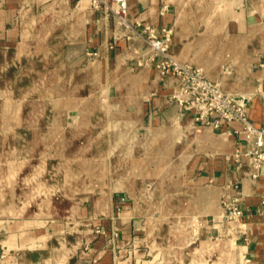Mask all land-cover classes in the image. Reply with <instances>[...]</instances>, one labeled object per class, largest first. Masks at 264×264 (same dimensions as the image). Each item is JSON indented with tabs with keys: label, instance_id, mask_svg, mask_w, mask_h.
Segmentation results:
<instances>
[{
	"label": "rangeland",
	"instance_id": "374dc122",
	"mask_svg": "<svg viewBox=\"0 0 264 264\" xmlns=\"http://www.w3.org/2000/svg\"><path fill=\"white\" fill-rule=\"evenodd\" d=\"M79 1L23 0L0 28V264H254L261 176L204 133L240 141L264 15L241 33L253 0H157L158 27ZM213 160L234 181L203 182Z\"/></svg>",
	"mask_w": 264,
	"mask_h": 264
},
{
	"label": "crops",
	"instance_id": "0c3cea01",
	"mask_svg": "<svg viewBox=\"0 0 264 264\" xmlns=\"http://www.w3.org/2000/svg\"><path fill=\"white\" fill-rule=\"evenodd\" d=\"M87 1L88 0H85L84 9H82L79 13H88L89 8H87ZM22 2L23 0H8L6 5L0 8V28H23L22 20L15 19V22H12L14 17L17 18L18 13L20 18H22V16H24V13L29 12L28 8L23 12ZM128 2L130 4V14L132 18L136 17L135 19H140L143 21L145 20L146 22L157 24L158 27L169 25L172 18L171 13L167 12L164 15H161L157 0H128ZM253 2V4L249 5L246 9L243 10V13H245L244 21L238 23L237 25L233 24L232 29L236 32L245 33L248 30V27H251V24L256 21L257 17L264 15V0H253ZM261 70H264L263 65L262 68L258 71ZM255 78L258 81L250 83L254 87L253 90L255 91V94H253L248 102L247 112L249 119L256 126L264 127V80H260V78H258L257 76H255ZM228 133L232 134V132L230 131ZM232 135L234 137V143L231 149L226 151H229L228 153L235 154L238 148H244V142L241 140L238 141L236 136L234 134ZM232 151H235V153H232ZM204 167L205 168L201 172L202 174L199 177L203 178V182L207 181V179L210 180V178H213V176L217 178L218 181H223L226 174L232 175L230 180L234 181V178L236 176L234 175L235 172L232 170L231 164L229 162L227 163L225 160H222L220 162L213 160L211 162L205 163ZM243 168L245 170V166ZM263 195L264 174L263 176H261L258 184L254 188H252L251 198H249V202L255 204L258 202L260 196ZM249 234L252 238L249 249L253 257L254 264H264V219L258 226H254V229L250 230Z\"/></svg>",
	"mask_w": 264,
	"mask_h": 264
},
{
	"label": "built area",
	"instance_id": "2783aa9c",
	"mask_svg": "<svg viewBox=\"0 0 264 264\" xmlns=\"http://www.w3.org/2000/svg\"><path fill=\"white\" fill-rule=\"evenodd\" d=\"M120 1L124 2L125 0ZM239 134L240 140L245 144L244 154L250 157L251 163H254V165H250L248 171H243L244 174L253 175L255 178L263 176L264 127L256 126L244 112H241Z\"/></svg>",
	"mask_w": 264,
	"mask_h": 264
},
{
	"label": "bare ground",
	"instance_id": "6f19581e",
	"mask_svg": "<svg viewBox=\"0 0 264 264\" xmlns=\"http://www.w3.org/2000/svg\"><path fill=\"white\" fill-rule=\"evenodd\" d=\"M254 75L257 76L258 78H260V80H262V81L264 80V70L258 71L256 73H254ZM2 113H4V112H2ZM204 136L208 139H212V141H215L217 144H219L222 147L223 150H230L233 143H234L233 135L231 133H228V132L216 135V134H213L210 129H207L204 133ZM199 192H200V195L202 194L203 196H208L210 194L214 195V193H215L212 189H204L203 191H199Z\"/></svg>",
	"mask_w": 264,
	"mask_h": 264
}]
</instances>
